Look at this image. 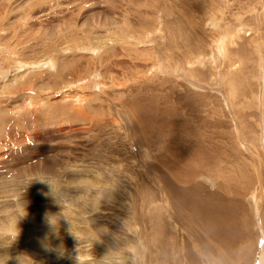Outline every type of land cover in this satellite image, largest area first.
I'll return each instance as SVG.
<instances>
[{
	"label": "rangeland",
	"instance_id": "obj_1",
	"mask_svg": "<svg viewBox=\"0 0 264 264\" xmlns=\"http://www.w3.org/2000/svg\"><path fill=\"white\" fill-rule=\"evenodd\" d=\"M191 1L0 0V264H264V0L199 19L224 78Z\"/></svg>",
	"mask_w": 264,
	"mask_h": 264
},
{
	"label": "bare ground",
	"instance_id": "obj_2",
	"mask_svg": "<svg viewBox=\"0 0 264 264\" xmlns=\"http://www.w3.org/2000/svg\"><path fill=\"white\" fill-rule=\"evenodd\" d=\"M160 1L161 0H157V2H159V4H160ZM183 1V0H182ZM188 2L190 1L191 3H193L191 0H187ZM204 1V0H203ZM221 1H223V0H215V2H214V5L211 7V8H209V9H206V6H204L203 5V3H199L198 5H199V8H195L194 9V11H192L194 14H191V16L190 17H187V18H184V16H186L185 14H183V12L182 11H180V10H175L176 9V7H172V6H170L169 8H165V13H166V16H167V18H169V19H167V21H166V24H165V29H166V31H167V36H170V37H173V35H175L176 34V32L175 31H177L178 30V32L179 33H181L182 34V32L183 33H185V34H187V38H191V37H193L192 38V41H191V44H193L194 46H196L197 48H202V43H204L206 40H207V42H208V40H210V43H209V45H212V43H213V41H214V39H217V41H216V44L214 43V45H216V46H218V47H215L214 48V51L216 52V56L212 59V61L210 62V63H212L213 64V69H214V75L213 76H215V77H217L216 75L218 74V78H219V76H221V75H223L222 77L224 78V76H229V72H231V71H229L232 67H233V65H235L236 63H238L239 62V60L238 59H235V58H237V57H235V58H232V56L228 53V55L227 54H225L226 52H227V46L231 43V38H230V34L231 33H233L234 32V28H233V26L234 25H228V23H227V21H225L224 19H223V21H225V22H223V23H214V25H212V27L213 28H215L216 30L214 31V29H211V31L210 30H208V29H206V27L204 26V21L202 22V23H199V19L201 20V18H204L205 19V15H206V19L210 16V14H213L212 13V11L213 10H218V7H216L217 5H218V3H220ZM210 2V1H209ZM144 3V2H143ZM211 3H212V1H211ZM150 4V3H149ZM173 4V3H172ZM175 4V3H174ZM179 4H182V2H179ZM207 4H208V1H207ZM147 6H149V5H147ZM151 6V5H150ZM177 9H179V7L177 8ZM227 9V8H226ZM206 10H208V13H206ZM249 10V9H248ZM247 10V11H248ZM227 11V10H226ZM191 12V13H192ZM238 12H239V10H238ZM239 13H241V12H239ZM238 15V14H237ZM195 16V17H194ZM213 16V15H212ZM220 16V15H219ZM219 16H217V17H219ZM221 17H223V15L221 16ZM211 21H213V20H211ZM215 22V21H214ZM145 23V22H144ZM147 24V23H146ZM145 24V25H146ZM146 27V26H145ZM246 31V30H245ZM174 32H175V34H174ZM231 32V33H230ZM164 33H165V31H164ZM192 35H191V34ZM209 35V36H208ZM182 36H183V34H182ZM209 39H208V38ZM261 41H262V43L264 42V38L261 36ZM171 39V38H170ZM169 39V40H170ZM255 40V39H254ZM214 41V42H215ZM253 42H255V41H253ZM96 44H97V42H96ZM188 44H190V43H188ZM264 44V43H263ZM213 45V46H214ZM97 46V45H96ZM98 46H99V48H100V44L98 43ZM207 46V45H206ZM213 46H209V47H213ZM218 48V49H217ZM102 49H103V46H102ZM98 50V49H97ZM200 50V49H199ZM209 50V49H208ZM218 51H221V52H219L218 53ZM201 52H203V51H201ZM230 52H232V51H230ZM258 53L260 54V52L258 51ZM205 55V54H204ZM235 56V55H234ZM233 56V57H234ZM259 56V55H258ZM5 57V56H4ZM204 57V59H205V56H203ZM260 57H262L261 55H260ZM260 57L258 58L259 59V61H264V60H262V58H261V60H260ZM222 58L224 59V61L226 60V62L228 63V65H227V67L225 66L226 65V63L222 60ZM203 59V58H202ZM202 61V60H201ZM33 63H34V61H32ZM187 62H189V64H190V61H189V59H188V61ZM8 63V62H7ZM224 63H225V65H224ZM24 64V63H23ZM27 64V63H26ZM32 64V63H31ZM53 64V63H52ZM52 64L50 63V64H48L49 66L51 65L52 66ZM192 64V63H191ZM25 65V64H24ZM37 65V63H34V66L35 67H38V65ZM54 66V65H53ZM225 67H226V71L224 70L225 69ZM187 68V67H186ZM263 68V80H264V67H262ZM189 69V68H188ZM232 70V69H231ZM31 71V70H30ZM197 70H195V72H196ZM224 71H225V74H224ZM59 72H61V71H57V75H55L56 76V78L57 77H59V78H62V76L64 75H62L61 76V74L59 73ZM189 72H190V74H192V75H195V72L194 71H190L189 70ZM210 72V71H209ZM212 72H210V74H211ZM189 74V73H188ZM54 76V77H55ZM51 78V77H50ZM90 78V77H89ZM231 78V82L230 83H232V85H231V89H230V85H229V81H228V84H227V86H229V93H233V87H235V80H232V79H236L237 78V75L236 74H234V76H231L230 77ZM53 79V78H52ZM52 79H50V80H52ZM204 79H205V76H204ZM210 79H211V77H210ZM216 79V78H215ZM54 80V79H53ZM56 80V79H55ZM56 81H58V80H56ZM55 81V82H56ZM74 81V80H73ZM216 81V80H215ZM52 82V81H51ZM59 82H62V79H61V81H59ZM58 82V83H59ZM216 82H218V81H216ZM63 84V83H62ZM68 84V83H67ZM194 84V83H193ZM57 85V84H56ZM52 86V85H51ZM84 88V87H83ZM235 92V91H234ZM228 93V94H229ZM87 95V94H86ZM233 95V94H232ZM82 98H84V96H82ZM188 166V165H187ZM185 168H186V166H185ZM190 169H192V168H190ZM189 169V170H190ZM194 172H195V170H193ZM191 173V172H190ZM196 173V172H195ZM194 173V174H195ZM191 176H192V174H191ZM99 192V191H98ZM97 192V193H98ZM110 194V193H109ZM104 195V194H103ZM100 196V195H99ZM99 198V197H98ZM259 198V197H258ZM255 199V198H254ZM256 200V199H255ZM254 200V201H255ZM261 200V199H260ZM262 200H263V198H262ZM258 201V200H257ZM256 202V201H255ZM263 203H264V201H263ZM261 206V205H260ZM253 207H255V206H253ZM262 207V206H261ZM255 208H258V207H255ZM263 209H264V207H262ZM258 210V209H257ZM259 210H260V208H259ZM256 211V210H255ZM261 212H264V211H262L261 210ZM157 215V214H156ZM217 219H218V217H217ZM259 253V252H258ZM258 263V262H257ZM256 263V264H257Z\"/></svg>",
	"mask_w": 264,
	"mask_h": 264
},
{
	"label": "clouds",
	"instance_id": "obj_3",
	"mask_svg": "<svg viewBox=\"0 0 264 264\" xmlns=\"http://www.w3.org/2000/svg\"><path fill=\"white\" fill-rule=\"evenodd\" d=\"M47 222L55 229H57L58 231V222H57V219L55 216H49L47 217ZM67 222V221H66ZM68 223V222H67ZM68 231L70 234L74 235V237L76 238L77 241H79V238L77 237V235L72 231L71 229V226L69 225L68 227ZM18 235V234H17ZM77 249H78V244H77ZM47 250V249H46ZM65 249L61 246L59 249L56 250V254L58 257L64 255L65 253ZM75 260H76V264H82V261L80 260V257L78 256V254L76 255L75 257ZM19 264H20V261H19Z\"/></svg>",
	"mask_w": 264,
	"mask_h": 264
}]
</instances>
